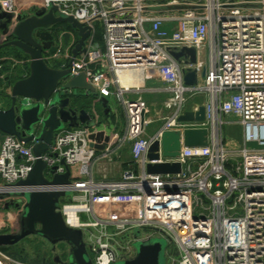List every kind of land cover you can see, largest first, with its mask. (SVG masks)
I'll return each mask as SVG.
<instances>
[{
    "label": "built area",
    "instance_id": "2783aa9c",
    "mask_svg": "<svg viewBox=\"0 0 264 264\" xmlns=\"http://www.w3.org/2000/svg\"><path fill=\"white\" fill-rule=\"evenodd\" d=\"M15 2L0 0V7L22 10ZM49 2L91 27L86 51L73 62L74 73H84L100 98H114L126 121L122 135L102 151L91 146L92 131L81 126L60 131L52 150L39 158L49 181L53 167L59 175L69 168L70 185L43 189L72 194V203L61 200L60 213L68 227L82 231L92 263L131 258L132 244L156 233L170 244L166 264H264V0H42L41 5ZM96 22L102 27L98 49L92 46ZM57 46L55 55L47 54L53 60L63 57L60 69L67 68L71 52L64 55L61 41ZM183 47L196 50L195 65L170 55ZM202 50L204 61L199 60ZM13 62L0 58V81ZM141 71L142 85H121L119 74ZM186 71L197 73L196 85L184 84ZM153 72L168 97L166 116L147 136L148 105L128 95L138 94ZM196 97L204 99L205 120L179 122L185 112L198 111L199 105L186 107ZM225 118H235L241 127L242 146L226 143ZM189 129H205L206 146L181 144L177 157L162 158L159 151V161H148L149 147L164 131ZM249 143L259 148H247ZM125 149L131 165L118 179L94 178V166L114 162ZM37 159L30 147L3 136L0 195L23 192L14 185L28 177ZM159 163H177L180 173L146 174L148 164ZM73 209L75 224L69 220Z\"/></svg>",
    "mask_w": 264,
    "mask_h": 264
},
{
    "label": "water",
    "instance_id": "95a60500",
    "mask_svg": "<svg viewBox=\"0 0 264 264\" xmlns=\"http://www.w3.org/2000/svg\"><path fill=\"white\" fill-rule=\"evenodd\" d=\"M68 25L77 43L71 50V58L67 68H51L44 52L55 55L58 46L51 30L58 25ZM91 27L85 26L71 16L59 12L58 7L49 2L34 6L28 11L5 12L0 7V52L12 50L29 59V75L16 81L10 93L3 98L4 108H0V134L15 137L20 143L31 148L38 158L25 180L19 181L14 187L27 189L16 194H1L0 201L10 199L5 208L10 206L17 210L19 228L14 234L0 235V247H12L21 241L38 237L50 244L52 252L58 244L69 247L66 259L63 261L54 254V264H93L81 230L68 227L60 213V202L65 199L72 203V194L64 191H42L41 187L70 185V171L65 166V173H56L57 167L51 169L52 180L44 177L47 168L45 162L39 159L52 150L58 133L65 128L74 129L84 126L92 131L89 139L91 146L99 151L104 150L111 141L114 130V109L110 110L108 101L100 98L86 80L84 73H74L73 62L86 51V41L91 34ZM175 61L187 59L186 64L195 65L196 50L183 47L178 52H171ZM203 69L200 76L204 77ZM197 73L186 71L184 84L194 86L197 83ZM99 100L104 109L101 119L100 112L81 109L79 98L90 97ZM112 117V118H111ZM205 110L203 106L196 113L185 112L179 122H203ZM207 131L205 129H189L181 134L178 131H164L160 142L155 141L149 147L147 159L149 162L162 158H175L184 147L206 146ZM64 165V161H61ZM179 164H148L147 175H170L180 173ZM18 199L15 201L14 199ZM135 233V237L139 236ZM134 256L114 264H161L162 244L151 239L138 242ZM166 260V257H165ZM166 264V263H165Z\"/></svg>",
    "mask_w": 264,
    "mask_h": 264
},
{
    "label": "rangeland",
    "instance_id": "374dc122",
    "mask_svg": "<svg viewBox=\"0 0 264 264\" xmlns=\"http://www.w3.org/2000/svg\"><path fill=\"white\" fill-rule=\"evenodd\" d=\"M17 1L21 2V5H25L26 2H30V3H37V4H41L42 0H16L15 4L17 3ZM31 6V5H30ZM31 7H26L23 10L28 11L30 10ZM94 32L97 33L94 41H93V47L94 48H100L102 46L101 41L99 40V38H97L98 34H100V36L102 35V27L99 25L98 22H96L94 24ZM54 32H72L71 28L66 25H58L55 27ZM51 64L56 65L55 63H53V61H50ZM22 65H19V67H21ZM7 67H11L10 65H6L5 69ZM22 70V69H20ZM133 77V75H132ZM120 78V77H119ZM121 79V78H120ZM119 79V80H120ZM125 84L127 85V83H133V80H130L129 78H126L125 80ZM120 83L122 85H124V82H122L120 80ZM86 98H92V96L90 97H86ZM90 100V99H88ZM3 101V98L0 97V106H1V102ZM203 97H196V98H191L188 100L187 103V109L192 107L193 105H199L202 106L203 104ZM162 103V104H161ZM159 104V106H156V111L151 113V119L153 120V123H151L147 128L146 131L148 133H153L156 128H158L160 126V122L162 120V118L164 116H166V109L163 107V102H161ZM108 105L111 106H117L115 99L110 97L108 99ZM98 107V105H97ZM115 108V107H113ZM150 115H147V118H149ZM120 121L122 122V120L120 119ZM225 125L223 127V133H224V139L226 141V143L230 146V147H240L242 146V129L241 127L238 125V123L236 122L235 118H225ZM247 148L250 149H257L259 148L258 145L254 144V143H249L247 144ZM129 154H128V149H125V151L123 152L122 157L120 156V158L117 160V162H114L116 165H113V167H111V174L110 176H114V174L117 171H121L124 169V167L126 166L125 163L122 162V160L124 159L125 162L129 159ZM102 164V163H101ZM131 165V159L130 161L127 163ZM117 168V169H116ZM98 169H100V164H98ZM110 169V168H109ZM116 171V172H115ZM97 176L99 177L100 175ZM8 203V202H6ZM5 202H0V235H6V234H14L18 231L19 228V219H18V214H17V210L14 207H9L8 209H6L4 206L6 204ZM151 234L149 232H144V234ZM151 240L154 241H158L162 244V253H161V264H165L166 260L165 257L167 255V251L170 250V244L168 242V240L163 237L160 236L158 234H154L151 237ZM139 243L135 242L132 244L133 249H137ZM69 252V247L66 246L65 244H58L55 247V252H52V247L50 246V244L48 242H46L45 240L38 238V237H30L27 238L23 241H21L20 243H18L15 246L12 247H0V253L6 257L7 259L3 258L0 256V261L2 262V264H54L53 263V257L54 254L58 255L60 257L61 260H65L67 257V254ZM89 257L90 254H88Z\"/></svg>",
    "mask_w": 264,
    "mask_h": 264
},
{
    "label": "crops",
    "instance_id": "0c3cea01",
    "mask_svg": "<svg viewBox=\"0 0 264 264\" xmlns=\"http://www.w3.org/2000/svg\"><path fill=\"white\" fill-rule=\"evenodd\" d=\"M16 6H17V8L23 10L26 7H31V8L34 6L38 7V6H41V4L26 2L25 5H21V2L17 1ZM96 35H97V33L95 32L94 39H95ZM100 37H101L100 41L102 44V35ZM77 40H78V38L75 36V34L73 32H62L57 37L56 44H58V41H61V43L63 44L64 50L66 49L65 53H64V55H65L66 53L68 54L71 52L72 48L77 43ZM100 48H102V46ZM0 58H9V59L13 60L14 62H16V63L13 62L14 64L10 65L11 67H7L1 73V75L4 76V80L0 81V94H9L12 85L16 81L21 80V79H23L29 75V59L24 55L20 56V55L16 54L12 50L1 51L0 52ZM44 58H45L47 64L50 63L49 65H51L50 61L54 59L53 56H51L50 54H46L44 56ZM204 59H205V52L202 50V52H200V54H199V60L204 61ZM53 63H55V64L57 63V64L56 65L52 64L51 68L60 69L62 67V65L66 62H65V59L63 57H59L57 60H53ZM19 65H22V66L19 67ZM20 69H22V70H20ZM151 74L153 76L150 79L145 80L144 87H142L139 90L138 94H129L128 95L129 99L140 98L147 103L148 108H149V115H150L149 119L150 120H152L151 119V117H152L151 113L156 111V106L157 105L159 106V104L161 102H163V106H164V102L166 101V99L168 97V95L166 93H163L161 91L163 85L158 80L156 73L153 72ZM132 75H133V77H132ZM128 76L129 75H127V74H123L120 76V78H121L120 80L122 82H124V85H123L124 87H129V86L138 87V86L142 85V81H143V77H144V75L142 73L138 72V73L131 74L129 76V79L133 80V83L132 84L127 83V85H126L124 80L126 78H128ZM88 99H90V100H88ZM79 100L82 104V106H80L81 109H86L87 111H91L90 109L95 107L94 110H98L100 112L101 119H103V120L106 119V117L103 116L104 109L101 107L99 100H96L95 98H83V97L79 98ZM97 105H98V107H97ZM108 107L110 108V110L115 109V111H116V116L113 117L115 127L111 133V141L115 142L122 135V133L125 129L126 121H125L124 113L119 106H112V108H111V106L108 105ZM113 107H115V108H113ZM0 108H4L3 102H1ZM120 119L122 120V122L120 121ZM152 123H153V120H152ZM161 123H162V121L160 122V125H161ZM158 128H156V130ZM154 132L152 134H154ZM146 134H147V136L152 135L151 133H148L147 131H146ZM3 136L4 135H2V134L0 136V145H1V142L3 139ZM124 151L125 150H123L120 153V155L118 156V158H116L114 160V162H117V160L120 158V156L122 157ZM128 154H129V150H128ZM129 156H130V154H129ZM130 159H131V156L129 157V159L126 162L124 159L122 160V162L126 164L124 169H126L130 166V164H127L130 161ZM114 162H112V163L103 162L102 164L100 163V169H98V165L94 166L92 169V174H93L94 178L95 179H102L103 177H106V179H111V180L112 179H118L121 172L124 169L121 171L119 170L117 172L115 171L116 173L114 174V176H110L111 172H109V171L112 170L111 167H113V165H116ZM97 173H98V175H100L99 177L97 176Z\"/></svg>",
    "mask_w": 264,
    "mask_h": 264
},
{
    "label": "bare ground",
    "instance_id": "6f19581e",
    "mask_svg": "<svg viewBox=\"0 0 264 264\" xmlns=\"http://www.w3.org/2000/svg\"><path fill=\"white\" fill-rule=\"evenodd\" d=\"M140 73H144L143 71H141ZM123 74H127V75H131V74H133V73H130V72H123V73H121V74H119V77L121 76V75H123ZM129 76H128V78H129ZM120 79V78H119ZM122 85V84H121ZM123 86V85H122ZM124 87V86H123ZM38 190H42V191H47V192H49L50 190H47V189H43V187H41V188H38ZM24 191H27V189H24ZM76 212H77V210L76 209H73L72 211H71V214H70V217H69V220H70V223L71 224H75V218H76Z\"/></svg>",
    "mask_w": 264,
    "mask_h": 264
},
{
    "label": "flooded vegetation",
    "instance_id": "af4514ba",
    "mask_svg": "<svg viewBox=\"0 0 264 264\" xmlns=\"http://www.w3.org/2000/svg\"><path fill=\"white\" fill-rule=\"evenodd\" d=\"M54 29H55V27L51 30V34L53 35V37H54V39H55V43H56V39H57V37L59 36V34L60 33H62V32H54ZM48 53V51H46V52H44V56L46 55ZM50 64V63H49ZM48 64V65H49ZM52 65V64H51ZM51 65H49L50 67H51ZM12 207V206H11ZM18 218H19V216H18Z\"/></svg>",
    "mask_w": 264,
    "mask_h": 264
},
{
    "label": "trees",
    "instance_id": "16d2710c",
    "mask_svg": "<svg viewBox=\"0 0 264 264\" xmlns=\"http://www.w3.org/2000/svg\"><path fill=\"white\" fill-rule=\"evenodd\" d=\"M97 38H99V40H100V34H98V36H97ZM16 53V52H15ZM16 54H18V53H16ZM18 55H20V56H22L21 54H18ZM19 58V57H18ZM5 95H7V94H0V97H4ZM0 136H1V134H0Z\"/></svg>",
    "mask_w": 264,
    "mask_h": 264
}]
</instances>
